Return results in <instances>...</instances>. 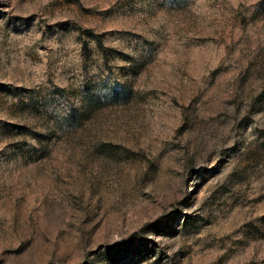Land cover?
I'll use <instances>...</instances> for the list:
<instances>
[{"label":"rangeland","instance_id":"1","mask_svg":"<svg viewBox=\"0 0 264 264\" xmlns=\"http://www.w3.org/2000/svg\"><path fill=\"white\" fill-rule=\"evenodd\" d=\"M2 84L0 264H264V0H0Z\"/></svg>","mask_w":264,"mask_h":264},{"label":"trees","instance_id":"2","mask_svg":"<svg viewBox=\"0 0 264 264\" xmlns=\"http://www.w3.org/2000/svg\"><path fill=\"white\" fill-rule=\"evenodd\" d=\"M93 38L97 44V47L100 50H103L104 48L102 47V45L98 39V35H93ZM0 86L2 88H5V89L8 88L7 85H3V84ZM127 95H128V91H126L124 89V87H122V86H118V87L110 86V87H108L107 93H105V95H103V96L104 97L108 96V98H110V99L117 100V99H125L127 97ZM89 97H90L89 100L91 102L99 103L100 96L98 94H89ZM68 124H73V121H71ZM163 221H164V218L159 217V218L155 219L154 221L148 223L146 226L141 227L137 232H132L123 241L116 242L109 247L103 248V250L101 251L102 261L103 262L104 261L105 262H114V260H116L118 258L120 259L121 257L126 255L127 253L131 252V248L133 247V245L138 242V236H139V233L141 231H143L147 227L152 228V229L157 228L160 226V224H162Z\"/></svg>","mask_w":264,"mask_h":264}]
</instances>
